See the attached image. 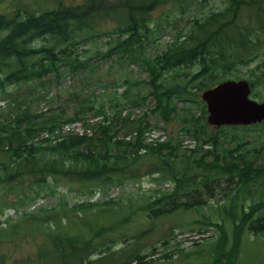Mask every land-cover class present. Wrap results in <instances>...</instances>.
I'll use <instances>...</instances> for the list:
<instances>
[{
  "label": "trees",
  "instance_id": "16d2710c",
  "mask_svg": "<svg viewBox=\"0 0 264 264\" xmlns=\"http://www.w3.org/2000/svg\"><path fill=\"white\" fill-rule=\"evenodd\" d=\"M210 1L82 0L65 4L55 0L41 9L18 7L10 17L0 13V30H7L0 37V98L10 97V84L25 85L31 92L53 77L59 80L71 74L81 81L96 78L95 66L88 64L91 57H82L78 50L81 42L96 35L108 36L107 48L97 50V57L116 55L138 63L147 72L148 86L145 95L111 102V115L105 103L91 93L83 95L70 114L36 112L28 106L21 109L23 101L14 98L12 103L10 98L12 107L20 110L0 118V183L6 193L24 186L27 193L50 190L53 184H60L55 181L62 180L79 186L76 193L87 198L70 205V212L64 210L68 207L64 200L58 208H63L61 213L55 208L39 214L23 211L19 217L37 224L40 237L34 238L31 252L18 256L4 247L5 238L0 235V264H158L155 257L146 259L155 254L156 244L145 252L148 248L140 243L148 231L145 228L121 239L127 247L115 249L118 243L109 232L115 227L108 229L104 221L116 200L92 199L96 193L106 195L111 186L125 180L152 174H158L154 179L170 177L174 182L170 192L147 196L144 206L152 218L197 207L217 196L227 200L229 208L224 206V211L232 225L233 243L225 250L222 237L212 264H234L243 231L264 234V195L256 193L264 186V148L250 145L246 133L240 132L254 127L264 135V121L209 129L200 99L202 90L234 77L247 79L251 95L264 100L257 91L264 84V65L249 66L264 54V0H221L218 8L207 7ZM41 3L36 0L37 5ZM159 5L165 10L153 16ZM172 14L173 19L169 17ZM178 14L187 17L185 25H176ZM163 20L166 23L160 27ZM167 28L176 30L173 40L154 50L155 40ZM195 64L196 71L185 70ZM122 94L126 96L127 90ZM148 96L154 101L151 111L157 122L176 123L175 135L185 133L196 140L183 157L179 158L180 145L172 138L143 142L142 135L151 126L144 120L146 113L135 120L121 115L119 108ZM87 112L92 113L94 122L87 120ZM77 121L85 133L70 130L61 139H51L65 124ZM122 122L133 130L132 140L124 141L113 129ZM144 157L153 168L138 162ZM176 159L180 164L173 166L170 161ZM247 199L250 202L245 204ZM206 224L225 231L223 224ZM19 225L6 220L4 230L13 235ZM167 241L165 238L161 244ZM161 256L168 260L171 252Z\"/></svg>",
  "mask_w": 264,
  "mask_h": 264
},
{
  "label": "rangeland",
  "instance_id": "374dc122",
  "mask_svg": "<svg viewBox=\"0 0 264 264\" xmlns=\"http://www.w3.org/2000/svg\"><path fill=\"white\" fill-rule=\"evenodd\" d=\"M52 1L54 2L55 0H40L42 3L37 5L36 0H0V13H4L10 17L18 7H23L27 10L41 9L46 5L52 4ZM62 1L65 4H75L82 0ZM221 5V0H211L207 7L218 8ZM204 7L206 8V5ZM163 10L165 8L159 5L152 11V15L157 17ZM172 16L173 14L169 17L173 19ZM174 19L176 20V25L182 26L185 25L187 17L178 14ZM165 23L164 20L159 22L160 27ZM6 32V29H1L0 37ZM175 33V28L164 30L155 40L157 47L154 50L163 49L166 44L173 40ZM107 40L108 36L106 35H96L78 45V50L81 52L82 57H91L88 64L95 66L96 78L87 77V81H81L78 76L71 74H67L59 80L53 77L50 81H44L37 85L31 92L28 91V88L26 89L25 85L19 87L10 84L8 86V89L12 90L10 97L0 98V118H4L11 111L16 112L20 110L12 107L14 98L15 100L23 101L21 109L28 106L29 109L36 112L50 113L51 111L59 110V112L63 111L65 114H70L73 111L72 107L78 104V100L83 95L91 93L98 101L105 103V106H107L106 111L111 115L113 113L112 109L109 108L111 102H115L117 99L122 100L121 98H133L136 94L145 95L148 89L145 83L147 72L141 65L130 62L126 58H119L116 55L111 58H100L95 55L97 50L107 48ZM36 43H41V39H38ZM196 65L186 67L185 70L194 72L197 69ZM256 65H264V54L251 62L249 66L255 67ZM260 71V69H257V73H260ZM98 74L102 77L99 78L100 80H98ZM125 79L129 82H125ZM125 89L127 90V94L123 96L122 91ZM257 91L261 97H264V84H261V88L257 87ZM0 95H2L1 90ZM252 97L262 100L253 95ZM10 98L12 103H10ZM153 105L154 101L152 97L148 96L144 101L139 99L137 103L127 104L119 108V110H122V116L128 115L130 120H135L143 116V113H146L144 120L151 126L144 131L142 135L143 142L150 144L172 138L176 144L180 145L179 158L183 157L182 154H187L188 150L194 147L196 140L185 133L178 132L175 135L177 129L176 123L165 124L164 122H157L154 113L151 111ZM85 117H87V120L95 121L91 112H87ZM118 118L122 119L121 117ZM207 126L209 129L212 128L209 125ZM113 129L117 135L123 137L124 141L133 139V130L131 131L130 127H125L123 122L119 125L115 124ZM70 130L82 134L85 133L86 129L81 121L70 125L65 124L60 132L55 131L56 137L54 138L55 135H52L51 139L53 141L61 139ZM129 131L131 132L129 133ZM122 132L129 134L122 136ZM240 132L246 133L250 145L254 143L261 144L264 148V135L260 132V129L252 127L248 131ZM41 135L42 133L39 134V137ZM203 147H207V145L203 144ZM141 152H143V149H141ZM146 157H144L145 159L141 158L138 162H141V165L147 169L153 168L154 165H151L152 162ZM1 159H3V153L0 152ZM170 162L173 166L180 164L178 159ZM156 176L158 174L125 180L118 186H111L106 195L102 196L96 193L92 197L93 200L106 199L107 197H113L116 200V203L110 206L112 207V211L106 217V222L104 221L108 229L113 226L115 227V230L111 228L109 230L112 235L111 239H115L118 243L114 248L127 247L128 243H125L121 239L131 237L132 232L136 234L145 228L148 231L140 240V243L146 245L145 247L148 248L145 252L149 251V248H152V245L156 244L155 254H149L146 259L155 257L158 264H212L220 246V239L223 237L226 240L224 244L225 250H229L233 243L231 235L232 225L224 211V206L229 208L227 200L221 196H217L216 198L208 199V202L197 207L188 210L176 209L167 215L152 218L150 217L151 215H147V209L144 206L147 196H156V191H158V194L160 192H170L174 186V182L169 179L170 177H166L167 179L162 181L154 179ZM55 182H59L60 184H53L50 190L37 189L29 193L26 192L27 186H24L22 189L20 187L15 188V190L9 189L6 193V188L0 183V229L2 231L0 235L2 238H5L4 247L12 253L20 256L31 252L34 238L40 237L37 224L27 223L19 217L23 211H36L39 214L42 211L55 208L56 211L59 210L58 212L61 213L63 208L61 210L58 208L61 201L64 200L68 203V207L64 210L70 212V205L77 201L86 200L87 197L85 195L76 193L75 189H79V186L75 188L70 186V184L62 182V180ZM253 193H255V190ZM256 193L264 195V186L259 187ZM29 195H33L34 198H29ZM60 197L63 198L61 199ZM183 198L185 199V197ZM249 202L250 200L247 199L245 204ZM124 219L125 221H120ZM6 220L9 223L18 221L20 224L18 230H15L13 235L9 233L8 229L4 230ZM76 220H78V216H76ZM206 222L223 224L226 233L224 231L223 234L222 230H219L216 226H208ZM73 226L76 227V223H73ZM10 237L12 239H9ZM165 238L168 241L165 245H162L161 241ZM12 240L14 241L10 242ZM221 250L224 251L223 249ZM169 252H171V256L168 260L162 258L161 255L163 253ZM234 264H264V234L255 235L250 231H243L238 251L234 256Z\"/></svg>",
  "mask_w": 264,
  "mask_h": 264
},
{
  "label": "water",
  "instance_id": "95a60500",
  "mask_svg": "<svg viewBox=\"0 0 264 264\" xmlns=\"http://www.w3.org/2000/svg\"><path fill=\"white\" fill-rule=\"evenodd\" d=\"M250 85L245 79H227L202 91L206 104V121L215 127L246 125L264 119V101L249 97Z\"/></svg>",
  "mask_w": 264,
  "mask_h": 264
},
{
  "label": "bare ground",
  "instance_id": "6f19581e",
  "mask_svg": "<svg viewBox=\"0 0 264 264\" xmlns=\"http://www.w3.org/2000/svg\"><path fill=\"white\" fill-rule=\"evenodd\" d=\"M59 67V66H58Z\"/></svg>",
  "mask_w": 264,
  "mask_h": 264
}]
</instances>
